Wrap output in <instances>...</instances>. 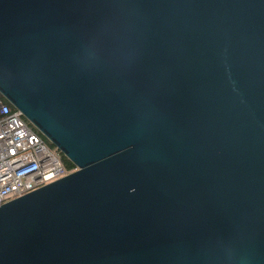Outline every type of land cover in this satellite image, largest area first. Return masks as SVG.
<instances>
[{
    "label": "water",
    "instance_id": "95a60500",
    "mask_svg": "<svg viewBox=\"0 0 264 264\" xmlns=\"http://www.w3.org/2000/svg\"><path fill=\"white\" fill-rule=\"evenodd\" d=\"M0 94L77 168L0 264H264V0H0Z\"/></svg>",
    "mask_w": 264,
    "mask_h": 264
},
{
    "label": "built area",
    "instance_id": "2783aa9c",
    "mask_svg": "<svg viewBox=\"0 0 264 264\" xmlns=\"http://www.w3.org/2000/svg\"><path fill=\"white\" fill-rule=\"evenodd\" d=\"M76 169L0 94V205Z\"/></svg>",
    "mask_w": 264,
    "mask_h": 264
},
{
    "label": "trees",
    "instance_id": "16d2710c",
    "mask_svg": "<svg viewBox=\"0 0 264 264\" xmlns=\"http://www.w3.org/2000/svg\"><path fill=\"white\" fill-rule=\"evenodd\" d=\"M2 99L5 103H8L13 109H15L3 96H2ZM26 120V119H25ZM27 121V120H26ZM28 122V121H27ZM29 123V122H28ZM42 135V134H41ZM43 136V135H42ZM43 138L49 143V145L53 148H55L61 155L63 161L65 162V164L67 165V167L70 169V170H73L74 168H76L75 164H73L68 158H66V156L61 153L53 144H51L44 136Z\"/></svg>",
    "mask_w": 264,
    "mask_h": 264
}]
</instances>
